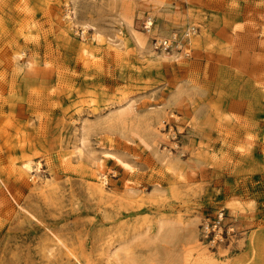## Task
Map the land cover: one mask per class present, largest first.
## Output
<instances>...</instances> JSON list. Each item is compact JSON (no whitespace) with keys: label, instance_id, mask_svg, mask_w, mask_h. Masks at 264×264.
I'll use <instances>...</instances> for the list:
<instances>
[{"label":"rangeland","instance_id":"obj_1","mask_svg":"<svg viewBox=\"0 0 264 264\" xmlns=\"http://www.w3.org/2000/svg\"><path fill=\"white\" fill-rule=\"evenodd\" d=\"M0 264H264V0H0Z\"/></svg>","mask_w":264,"mask_h":264},{"label":"built area","instance_id":"obj_2","mask_svg":"<svg viewBox=\"0 0 264 264\" xmlns=\"http://www.w3.org/2000/svg\"><path fill=\"white\" fill-rule=\"evenodd\" d=\"M153 22L145 21L144 29L149 32L152 30ZM199 33L196 25H186L183 29H174L169 35L163 37H154L152 45L154 50L161 53H174L182 57L192 55V40Z\"/></svg>","mask_w":264,"mask_h":264},{"label":"bare ground","instance_id":"obj_3","mask_svg":"<svg viewBox=\"0 0 264 264\" xmlns=\"http://www.w3.org/2000/svg\"><path fill=\"white\" fill-rule=\"evenodd\" d=\"M117 160H118V159H117ZM118 161H119V160H118ZM119 162H120V164H121L122 166H128L127 163L122 162V160H120ZM128 167H129V166H128ZM31 168H32V167H30L29 164L26 165V166L24 167L25 171H27V172H30V171H31ZM32 170H33V169H32ZM65 250H66V249H65ZM73 255H74V254H73ZM74 257H75V256H73V258H74Z\"/></svg>","mask_w":264,"mask_h":264}]
</instances>
